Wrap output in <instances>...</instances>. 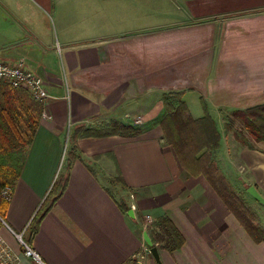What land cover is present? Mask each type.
Instances as JSON below:
<instances>
[{
    "label": "crops",
    "instance_id": "0c3cea01",
    "mask_svg": "<svg viewBox=\"0 0 264 264\" xmlns=\"http://www.w3.org/2000/svg\"><path fill=\"white\" fill-rule=\"evenodd\" d=\"M36 1H0V61H25L49 92L0 215V233L20 257L14 264H158L145 215L168 217L184 238L174 251L158 247L162 264H264V242L203 175L182 166L151 114L168 91H184L194 118L204 116L201 97L218 111L264 103V0ZM138 112L146 136H107L106 118L127 123ZM239 157L256 182L249 188L264 195V141ZM118 176L131 195L124 202L112 191ZM120 203L135 205V216ZM20 236L42 263L21 251Z\"/></svg>",
    "mask_w": 264,
    "mask_h": 264
},
{
    "label": "trees",
    "instance_id": "16d2710c",
    "mask_svg": "<svg viewBox=\"0 0 264 264\" xmlns=\"http://www.w3.org/2000/svg\"><path fill=\"white\" fill-rule=\"evenodd\" d=\"M170 93V96L176 97L178 101L170 102L171 100L166 96L165 106L170 112L161 121L166 142L173 146L180 163L188 172L193 176L203 175L208 180L251 237L256 242H264L263 231L248 224V219L245 217V203L237 197L226 177L219 175L220 171L216 160L213 159V151L219 148L221 135L207 102L201 97L204 116L194 118L182 99L184 91ZM43 110V103L34 99L28 90L14 87L7 81H0V204L4 202L1 190L7 185L13 186L20 177L23 158L34 140ZM233 114L243 120L246 129L257 140H264V125L262 126L264 103L235 109ZM202 151L203 153L198 156ZM67 180L68 175L56 181L51 192L53 197L60 196ZM119 180L126 188L125 182L120 178ZM120 206L124 211L130 208L125 203H120ZM45 212L46 210L34 217L31 225L32 236L39 228ZM154 225L157 230L155 229L153 233L150 231V234L155 245L158 247L161 245L162 248L170 251L183 245V236L168 217L158 218Z\"/></svg>",
    "mask_w": 264,
    "mask_h": 264
},
{
    "label": "rangeland",
    "instance_id": "374dc122",
    "mask_svg": "<svg viewBox=\"0 0 264 264\" xmlns=\"http://www.w3.org/2000/svg\"><path fill=\"white\" fill-rule=\"evenodd\" d=\"M179 1L177 0L176 3H178ZM29 2L30 4L35 5L34 3H36L37 1L29 0ZM170 92L171 91H168L164 93L163 95H160L159 97H155L153 100V103L155 104V106L151 110V114H153V118H155L154 115L158 117V118H155L157 120L153 124L154 126L157 127L156 128L157 134L158 132H161L162 130V127H161L162 119L164 118L166 114L170 112V110L165 106L167 103L166 96L168 97V99L171 100L170 102L177 103L178 101L176 97L170 96L171 95ZM193 110L197 111L196 108H193ZM209 111L212 117L216 118V125L221 135L220 146L218 149H215L213 151V159L216 160V164L218 165V168L220 171L219 175L222 174L223 176L226 177V179L232 185L235 193L237 194V197L240 199V201H243L245 203L244 205L245 211H246L245 217L248 219V224L254 227L255 229L262 230L263 231L262 233H264V204L260 202L259 200H257L254 196H252L251 193L249 192V186L252 184H255L256 182L254 178H252V174L250 170H248L246 165L243 163V160L239 157L240 149L242 147L246 146V147H249L250 149H254L258 147V142H260L261 140H257L256 137L253 136L246 129L243 123V120L239 117H236L233 114L234 110L225 111V109L223 110L220 109L218 111L216 109L209 108ZM137 114L138 115L133 116L134 120L132 119V121L127 122V123L123 122L119 118H118V121H117V118L116 119H112L110 117L106 118L105 120L106 126H107L106 132H113V135L118 133V136L119 137L121 136V139H123V141L139 139V138H142V136H146L147 134L144 135V133L140 135L142 130L146 128L144 125L145 123H143L144 116L140 112H138ZM263 125L264 123H262V126ZM104 133H105L104 131L101 132V134H104ZM111 134L112 133H109L107 136H113ZM162 137L164 139L163 141L166 144H168L164 138L163 131H162ZM75 146H76V140H73L72 143H70V145L68 143L65 144L64 154H63V159L61 162L60 169H62L63 165L67 162L70 151L75 150ZM203 151L200 152L198 156L201 155ZM104 179H108V178H104ZM108 182H109V179H108ZM117 184H118V189L116 188ZM112 187H113L112 191L116 193V196H118L119 201L124 202L126 198L131 199L130 193H127L123 190L120 184V181H119V176H118V183L112 182ZM262 196L264 197V195ZM3 201L4 202L0 204V214L4 217L3 215L4 209L6 208L5 202L7 201L4 199ZM142 220L144 221L143 225L144 227H146L147 231H151V233H153L155 229L157 230L156 226L154 225L155 219H152L150 221V219H148L145 215ZM2 223H3V219L2 217H0V224ZM20 238L22 239L21 236ZM18 241L20 244L21 251L24 252V249H25L24 245L20 242V240ZM7 244L10 245L9 243ZM15 262L16 261L14 260H10L9 264H14Z\"/></svg>",
    "mask_w": 264,
    "mask_h": 264
},
{
    "label": "built area",
    "instance_id": "2783aa9c",
    "mask_svg": "<svg viewBox=\"0 0 264 264\" xmlns=\"http://www.w3.org/2000/svg\"><path fill=\"white\" fill-rule=\"evenodd\" d=\"M0 81H7L14 87L27 89L34 99L43 104L49 97V92L45 86L44 79L29 70L23 60L18 62L0 61ZM12 195V185H7L1 190V197L6 201L11 200ZM132 208L135 209V205H132ZM146 217L150 219V221L152 220L150 215H146ZM19 240L25 247V255L32 257L38 263H42L39 254L20 237ZM19 258V255L13 251L12 247L7 244L6 240L0 233V264H9L10 260L17 261Z\"/></svg>",
    "mask_w": 264,
    "mask_h": 264
},
{
    "label": "water",
    "instance_id": "95a60500",
    "mask_svg": "<svg viewBox=\"0 0 264 264\" xmlns=\"http://www.w3.org/2000/svg\"><path fill=\"white\" fill-rule=\"evenodd\" d=\"M249 192L251 193L252 196H254L257 200H259L260 202H262L264 204V197L258 192V190L255 187H250ZM128 214L131 215L132 217H134L135 216L134 215V208H130L128 211ZM144 239H145L147 245L149 246V251L151 252L153 257L155 258L157 263L162 264V261L160 258L159 248L157 245L154 244V242L152 241V239H151V237L147 231L144 233Z\"/></svg>",
    "mask_w": 264,
    "mask_h": 264
}]
</instances>
